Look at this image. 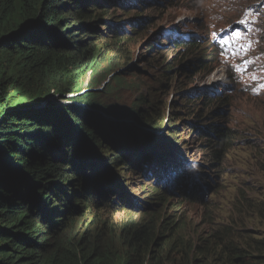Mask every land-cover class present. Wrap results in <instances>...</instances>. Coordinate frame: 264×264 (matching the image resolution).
<instances>
[{
    "label": "trees",
    "instance_id": "obj_1",
    "mask_svg": "<svg viewBox=\"0 0 264 264\" xmlns=\"http://www.w3.org/2000/svg\"><path fill=\"white\" fill-rule=\"evenodd\" d=\"M112 4L114 0H0V264H253V260L264 264V231L258 236L248 232L246 226L254 219L256 206L260 204L262 214L264 204L244 190L236 204L241 215L233 223H219L221 208L197 191L171 195L167 188L156 185L150 202L140 207L149 216L136 218L124 204L122 209L130 214L118 228L110 225L108 231L95 230L102 223L92 224L94 229L81 233L68 229L75 216L73 205L77 204L69 201L91 192L81 206L89 210L94 201L97 208L101 200L92 193L93 188L107 189L103 174H97L98 181H88L94 172L90 155L101 158L95 155L97 151L94 154V145L107 144L109 150L118 153L116 138L145 144L134 128L108 121L102 113L106 109L96 96L95 89L100 88L96 75L111 59V46L117 44L116 50L126 54L120 45L134 30L128 32L124 25L138 27L145 21L134 17L120 22L123 26L117 28L114 20L100 16ZM152 6L154 11H162ZM100 7V15L91 13ZM106 37L114 40L104 45L94 42ZM169 43L172 50L166 52L163 61L162 52L156 55L160 43L154 40L148 44L154 80L167 76L185 85L177 94L167 96L170 110L165 123L172 118L180 123L167 126L168 132L177 137L180 129H189L198 141V152L203 153V163L213 171L210 178L215 180L231 146L230 137L224 124L217 123L218 109L211 105L213 99L203 96L206 88L191 86L192 75L203 66L179 54V47L186 46L182 40ZM88 73L95 76L86 91L83 85ZM109 77L111 81L105 87L114 80L121 81V74L114 69ZM50 95L69 102L41 105ZM148 102L143 99L144 104ZM133 113L138 124L151 127L144 130H157L146 108ZM259 161L264 172V152ZM77 178H83L87 191L70 187ZM208 181L204 179L206 184ZM195 184L190 180L189 187ZM209 186L208 197L216 188L215 181ZM261 194L264 196V190ZM51 195L60 203H52ZM172 197L176 203L168 201ZM193 203L202 208L201 214H195V223L202 215L204 219L198 244L187 238V214ZM58 215L62 219H55ZM164 220L169 229L179 225V235L185 238L180 246L168 237L169 231L167 235L158 234ZM166 246L184 257L162 259V253L151 249Z\"/></svg>",
    "mask_w": 264,
    "mask_h": 264
},
{
    "label": "rangeland",
    "instance_id": "obj_2",
    "mask_svg": "<svg viewBox=\"0 0 264 264\" xmlns=\"http://www.w3.org/2000/svg\"><path fill=\"white\" fill-rule=\"evenodd\" d=\"M162 11L157 12L154 11L153 6L150 0H137L136 4L129 5L126 0L121 5L113 4L108 6L107 12L104 15H100V11L103 7L98 8L96 11H92L93 15H100L103 17V20L109 18V20H114L113 23L116 24L117 28H121L123 25L120 22H124L126 20H130L134 17H140L145 19L142 22V26L133 27L130 25H124L125 29L128 32L134 33L131 34L128 40H125L120 47H124L126 49V54H121L120 51L116 50L115 45L111 46L112 57L108 60L104 65L99 67L98 73L96 75L95 82L98 87L95 89L97 92L96 96L99 101H101L102 105L106 109L108 115L107 118H113L116 115H122L125 117L133 118L135 111L140 108H146L147 114L153 118V125L156 126L155 137L166 138L169 134V127L172 123L176 122V125L179 126L178 120L176 118L170 119V123L167 124L163 121V117L165 114L166 108V100L167 96L173 95V92L177 94V91L185 86L181 81L176 82L175 80H169L167 76H163L160 79L154 80V73L150 69V60L148 54V44L150 42L156 41V43H160V52L158 51L156 55H159L162 52L160 60L163 61V56L166 52H170L172 50V45L169 43L175 37H181L196 33V34H205L211 35V32L206 29L203 25V20L199 15L197 6L194 0H186L185 4L181 6H174L167 8L166 2L163 5H157ZM198 13V14H197ZM197 14V16H195ZM102 18H100L101 20ZM100 26L103 24L100 22ZM123 36H126L125 34ZM114 38H104L97 39L94 41L99 45H104L106 43H111ZM166 45V46H164ZM175 53H178L177 50ZM174 53V54H175ZM262 54H264V43ZM149 56V57H148ZM216 72L219 75L226 77L225 70L218 65L215 64ZM116 70L121 74V81H112L110 86H106L111 81V77H109V73L111 70ZM211 74L213 72H210ZM95 76L94 73H88L86 76V80L84 82L83 88L88 91L90 86L91 79ZM205 76L198 78L197 81L191 84L192 87H197L201 80H203ZM219 85L220 80L218 81ZM148 99V105L143 103V99ZM48 101L56 104H64L69 101L59 95H50L48 96ZM217 104H219V99L216 97ZM223 101V99H222ZM216 104V105H217ZM173 110H176L175 106L172 107ZM128 119L129 124H133L132 120ZM117 120V119H111ZM120 122V120H118ZM127 123V122H126ZM125 123V124H126ZM127 123V124H128ZM167 124V125H166ZM179 135L174 139V141L180 140L177 144L182 146L183 144H189L192 141L191 133L189 129H180ZM144 131H141V134H144ZM77 137V136H76ZM97 139H101L97 137ZM173 139V138H172ZM182 141V142H181ZM254 142V144H259L261 142V136L259 134H251L245 133L239 137L238 143L231 148L228 154V162L220 166L221 170L218 172V176H215V185L216 188L207 200L216 203L221 209L219 210L222 213L219 216V223L223 221H227V223H233L235 218L241 215V212L237 211V200L240 196V191L244 190L248 192L249 195L254 196L258 199L259 203H264V196L261 194L262 189L264 188V172L258 173L252 168L251 159L254 158L252 156V151L247 142ZM166 143L170 142V139H165ZM96 146V150L93 151L94 154L96 151L98 152L95 155H100L102 164H100V169L103 173H105V169L108 170V174L113 173L117 176L118 179L122 180L123 183L131 181L133 187L136 189L134 192V198L129 199L131 206H137L136 210H131L130 208L126 211H129L136 218L147 217L149 214L147 212H142L140 210L141 206H144L150 202V194L146 189L141 191L143 184L139 181L137 175L133 172H129L124 163L122 162V158L119 161V155L121 153L113 152L109 150L108 147L110 145L107 144H98ZM193 147V143L191 144ZM192 148L190 151L192 152ZM195 149V148H194ZM111 153V154H110ZM170 156L174 157L176 155ZM93 160H98L94 157V155H90ZM252 156V157H251ZM119 158V159H118ZM194 161L191 159V154L187 158L191 164L201 163L204 160V156L197 151H195L193 155ZM118 160V161H117ZM103 165V166H101ZM200 165V164H199ZM97 166V165H96ZM201 167V166H199ZM70 171V170H67ZM174 172V170H171ZM173 172H171L173 174ZM213 171H209L204 169V173L206 175L212 174ZM196 170L192 169L190 171V175L195 177ZM76 177V176H74ZM52 177L47 176V179H51ZM89 178V177H88ZM206 179V177H205ZM97 180V177H94V181ZM83 178H77L74 180L70 187L79 190H85L83 188L84 184ZM202 190H207L202 188ZM102 191V190H101ZM91 192L87 193V196H90ZM98 195V193H97ZM87 196L79 195L76 198H72V201L69 203L72 205L73 203H77L73 205L74 219L71 224H69L68 229L71 233L76 232H84L87 229H94L95 227L92 224L101 225L97 226L95 230L101 229L104 231H108L110 229V225L113 228H118L121 226L123 221L127 220L129 217V212L121 209L114 208H101L104 205V202H100L99 206L95 208L94 201L91 202V207L87 210V207H83L82 202L87 199ZM99 196V195H98ZM121 198V196H119ZM104 199H108L102 197V201ZM50 200L52 203L59 204V201H55L54 197L51 195ZM124 201H121L124 205ZM122 205V206H123ZM260 204L257 205L256 213L254 219L247 221L246 226L252 234H256L251 231V229L259 230L258 234H261V230L264 231V210L261 214L258 210ZM202 208L197 206L196 203L191 205V212L187 214V223H188V234L187 238L189 240L193 239L197 244L201 241L202 234L199 232L201 229V224L203 223V215L202 218L197 222L198 225L193 224L194 213L201 214ZM89 211L90 213L83 216V213ZM192 218V220H191ZM55 219H62L61 215L55 217ZM185 220V219H184ZM157 226V223L154 222V227ZM168 224L164 220L161 225H159L158 234L159 235H167V231H169V238L175 239V245L180 246V244L185 239L183 236L179 235L178 226L173 229L168 228ZM248 231V232H249ZM199 233V237L197 236ZM196 234V235H195ZM195 235V236H194ZM262 237V236H260ZM247 238V237H245ZM254 244V242H253ZM151 249L158 250V253H162V259H177L180 260L184 257V255H177V252H173L169 246L164 247L163 249L158 247H152ZM180 248L177 249V251ZM152 253L149 250V256ZM253 264H257L256 260H253Z\"/></svg>",
    "mask_w": 264,
    "mask_h": 264
},
{
    "label": "clouds",
    "instance_id": "obj_3",
    "mask_svg": "<svg viewBox=\"0 0 264 264\" xmlns=\"http://www.w3.org/2000/svg\"><path fill=\"white\" fill-rule=\"evenodd\" d=\"M127 2L130 1V4H136V0H126ZM124 2V0H114V4L117 5H121V3ZM113 5V4H112ZM174 39H180L183 41L184 44H186V46L179 47V54L182 55L183 57H186V61L191 60V61H200L199 58H197V54L200 52V49H198L195 46V43L193 40H186L184 38L181 37H175ZM173 39V40H174ZM191 56V57H190ZM196 63V62H195ZM199 73L195 72L192 77L193 79L195 78V75H197ZM253 79L249 80L247 82V84L245 85V88H238L233 82L229 83L228 86L231 89H237V91L240 93V101H238V104L233 105L228 98V94L227 91L228 86L226 84V82L221 83V86L223 87V91L225 90L226 92V97L223 99V103L220 105H217V115H218V122L217 123H223L224 126L227 129V134L228 137H230V143L231 146L230 148L227 150L225 156H224V160L221 166L225 165L228 160V154L229 151L231 150V148H233L237 143H238V139L240 136H242L245 133H251V134H259L261 136V142L259 144H254V142H247V144H249V147L252 151V156H254V158L251 159L252 161V168L257 171L258 173L263 172V169L261 167L260 161L259 159L263 157V152H264V89L261 87L262 85V78L264 76V66L261 67V71L260 73L257 74H253ZM220 80V79H219ZM216 81V80H215ZM214 81V83H215ZM214 83L211 84H204L201 86H197L198 89H202V88H206V91L203 92V96L206 98H211L212 103L211 105L213 107H215V105L217 104L216 101V97H215V89H214ZM171 97V95H170ZM169 97V98H170ZM243 113H242V110ZM169 103L166 100V108H165V114L163 117V121L165 122V117L168 115L169 113ZM105 116L107 113L102 112ZM108 115V114H107ZM108 121H112V122H116L115 120H111L110 118H107ZM118 121V120H117ZM123 122V124H125L126 122L128 123L129 121H121ZM118 122V123H120ZM125 124L126 127H132L134 128V131L137 135V138L140 139L141 141H143L145 144L143 145L141 142H133L131 140H122L121 138H116L117 142H118V150L119 153H121V157H119L121 160L122 158V162L124 163L123 165H125L129 170V172L131 173H135L134 170V164H135V159L139 160L140 163L142 161L145 160L148 165H150L149 163V159L151 156H147V155H141L147 152L144 151H148L151 153H154V151H157V147L155 140L156 137L155 135H157L156 131L154 133H151L145 129H149L151 127H145L144 125L138 124V122L136 121V119L132 120L133 124ZM122 124V125H123ZM133 130V129H132ZM151 130V129H149ZM141 131H144V135L145 137H142ZM169 138L170 142L166 143L168 145L169 148H167V150L169 151L168 154H170V152L174 151L177 155H182L186 158L189 157V154H191L190 149L191 144L193 143V147L195 148V151H197L198 145L196 144V141L193 136H192V141L189 144H183L182 146H179L177 143L180 142V140L178 139V141H174V139L176 137L168 134L166 138H160L161 141L165 142V139ZM173 138V139H172ZM182 142V141H181ZM117 144V143H116ZM165 145V146H167ZM200 154L203 155V153L201 152ZM143 156L145 157L144 159H140V157ZM251 156V157H252ZM94 161V169L95 168H99L100 164H102L101 158H99L98 160H93ZM199 161H197V163L195 162V166L196 167H191L192 169L196 170V174L195 177H188V178H184L183 180L179 179V173L177 170V167H155L160 170L162 169H166L167 171L163 173V175L159 178V179H155V177L157 175H155L152 180H145V179H139V181L143 184V187L141 188V191L146 189L147 191H149V193H151V190L158 185L161 189V187L163 186L164 188H167L169 193L171 195H179V192H186V191H191V193H194V191L199 192L201 195L208 197L209 195V188L211 185V183H214V179L212 180L210 178V175H206L204 173V169H207L209 171H211L210 165H207L205 163H203V161L201 163H198ZM175 161L172 159L171 160V164H174ZM200 164V165H199ZM97 165V166H96ZM103 166V165H101ZM201 166V167H199ZM172 168H174V172L173 174L171 173ZM159 170L158 173L161 174V171ZM92 175L91 177L88 178V181L94 182V177H97L99 179V177L97 176V174H103L104 175V179H105V184L107 185V189L104 187H102V189L97 190L95 187L93 188V192L95 193V196L97 197L98 200H101V202H104L105 207L108 208H114V209H121V206L123 205V203L121 201H124V204H127L128 207L132 208H139L137 206H131L130 205V201L129 199L134 198V192H135V188L133 187L131 181L129 184L123 183L121 182L122 180L118 179L116 175H114L113 173L108 174V170L105 169V173H103L102 171H95L91 172ZM136 174V173H135ZM206 177V179H205ZM165 178V180H164ZM208 178L210 179V183L208 181V183L206 184V182H204L205 180H208ZM155 179V180H154ZM194 181L196 182V184L194 185L193 188L189 187V182ZM116 185V186H115ZM93 187V186H92ZM202 188H205L207 190H202ZM103 190L104 192L102 194H98L97 193L99 191ZM128 190V193L126 194V196L124 198H119V196H121V194H124L126 191ZM264 190V188L262 189ZM106 193V194H105ZM102 197L108 198V199H104V201H102ZM169 202L172 201V203H176L177 199L172 197L169 198L168 200ZM257 202L259 203V201L257 200ZM194 204V203H193ZM191 204V205H193ZM264 204V203H262ZM102 206V207H103ZM186 207V206H185ZM257 207V206H256ZM260 208V206L258 207ZM237 211L240 212L239 207H237ZM259 211V210H258ZM173 212V211H171ZM256 212V209H255ZM195 214L194 213L193 217V224L196 226L198 224L195 223ZM255 214V213H254ZM192 220V218H191ZM202 225V224H201ZM248 228V227H247ZM250 228L247 229V231H249ZM201 231V229L199 230V232ZM251 231L256 232L255 230L251 229ZM250 232V231H249ZM251 233V232H250ZM196 235V234H195ZM194 235V236H195ZM255 235H258V233H256ZM197 236L199 237V233H197Z\"/></svg>",
    "mask_w": 264,
    "mask_h": 264
},
{
    "label": "bare ground",
    "instance_id": "obj_4",
    "mask_svg": "<svg viewBox=\"0 0 264 264\" xmlns=\"http://www.w3.org/2000/svg\"><path fill=\"white\" fill-rule=\"evenodd\" d=\"M197 14L195 16H197ZM210 72H213V71H210ZM219 76L220 75L216 74L213 78H210V81H211V84H213L214 81L216 80L215 83H214V89H215V93L214 94H215V97H217L219 99V104L221 105L223 103L222 102V99H224L226 97V92H225V90L223 91V87L221 85H219V83H218ZM219 104H217V105H219ZM217 105H215V107H217ZM174 151H172V153H173L172 155H176V153ZM194 153H195V149L192 148L191 159L193 161H194V158H193ZM163 156H165L163 158V162H166V160H168V159H173L175 161H179L180 162V156L179 155H176V156L172 157V156H170V154H165ZM94 170L101 172V169L100 168H95ZM172 170H174V168H172ZM171 172H173V171H171ZM164 180H165V178H164ZM103 192H104L103 190L102 191H99L98 194H102ZM127 193H128V190L124 194H121V199L124 198Z\"/></svg>",
    "mask_w": 264,
    "mask_h": 264
},
{
    "label": "water",
    "instance_id": "obj_5",
    "mask_svg": "<svg viewBox=\"0 0 264 264\" xmlns=\"http://www.w3.org/2000/svg\"><path fill=\"white\" fill-rule=\"evenodd\" d=\"M48 100H49L48 97H46V98L42 101L41 105H45V104H47V103H52V102H49ZM105 113H107V112H105ZM106 115H107V114H106ZM110 119H117V120H121V121H128V119H133V118H132V117H131V118H129V117H125V116H122V115H116V116H114L113 118H110ZM117 120H115V121L118 123ZM133 120H134V119H133ZM120 124H123V122H120Z\"/></svg>",
    "mask_w": 264,
    "mask_h": 264
},
{
    "label": "snow or ice",
    "instance_id": "obj_6",
    "mask_svg": "<svg viewBox=\"0 0 264 264\" xmlns=\"http://www.w3.org/2000/svg\"><path fill=\"white\" fill-rule=\"evenodd\" d=\"M240 23H245V21L242 20V21H240ZM236 38H237V40H239V38H240V34L239 33H236ZM227 43H228V41H225V44H227ZM240 48H241L242 51L247 52V51H249L251 49V45L250 44H247V45L242 44V45H240ZM241 70L242 69L237 68V71H241ZM261 87L264 88V85H261Z\"/></svg>",
    "mask_w": 264,
    "mask_h": 264
},
{
    "label": "flooded vegetation",
    "instance_id": "obj_7",
    "mask_svg": "<svg viewBox=\"0 0 264 264\" xmlns=\"http://www.w3.org/2000/svg\"><path fill=\"white\" fill-rule=\"evenodd\" d=\"M220 80H222V79L220 78ZM222 81H224V80H222Z\"/></svg>",
    "mask_w": 264,
    "mask_h": 264
}]
</instances>
